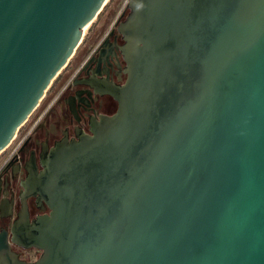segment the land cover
<instances>
[{
	"label": "water",
	"instance_id": "obj_1",
	"mask_svg": "<svg viewBox=\"0 0 264 264\" xmlns=\"http://www.w3.org/2000/svg\"><path fill=\"white\" fill-rule=\"evenodd\" d=\"M107 0H0V152ZM128 78L33 179L17 264H264V0H129ZM39 223V224H40Z\"/></svg>",
	"mask_w": 264,
	"mask_h": 264
},
{
	"label": "flooded vegetation",
	"instance_id": "obj_2",
	"mask_svg": "<svg viewBox=\"0 0 264 264\" xmlns=\"http://www.w3.org/2000/svg\"><path fill=\"white\" fill-rule=\"evenodd\" d=\"M129 12L126 5L109 26L91 35L48 104L0 153V264L41 258L43 249L31 241L51 208L33 179L42 174L45 159L58 143L91 135L92 123L117 112L119 103L107 88L121 86L128 78V62L121 49L125 39L118 25Z\"/></svg>",
	"mask_w": 264,
	"mask_h": 264
},
{
	"label": "rangeland",
	"instance_id": "obj_3",
	"mask_svg": "<svg viewBox=\"0 0 264 264\" xmlns=\"http://www.w3.org/2000/svg\"><path fill=\"white\" fill-rule=\"evenodd\" d=\"M129 0H107L105 5L102 7L100 12L93 18L92 21H90L85 27H84V36L82 41L80 42L79 46L76 48L74 54L69 59L68 63L65 65V67L58 73V75L53 79L51 85L47 89L44 97L40 101L38 107L32 112V114L28 117V120L20 126V128L17 130V133L15 136L21 132H23V129L34 119H36V115L40 113V111L43 109L45 104H48L49 97L52 95V93L55 91V89L58 87L59 82L62 79V76L66 72V70L71 66V64L81 57V55L84 52L85 46L87 44V41L94 36V34L104 26H109L115 19L117 15H119L122 10L125 8ZM14 136V137H15ZM14 139V138H13ZM5 149V148H4ZM3 149V150H4ZM2 150V151H3ZM1 151V152H2ZM0 152V153H1Z\"/></svg>",
	"mask_w": 264,
	"mask_h": 264
},
{
	"label": "bare ground",
	"instance_id": "obj_4",
	"mask_svg": "<svg viewBox=\"0 0 264 264\" xmlns=\"http://www.w3.org/2000/svg\"><path fill=\"white\" fill-rule=\"evenodd\" d=\"M94 17H95V16H94ZM94 17H93V18H94ZM93 18L91 19V21L93 20Z\"/></svg>",
	"mask_w": 264,
	"mask_h": 264
}]
</instances>
